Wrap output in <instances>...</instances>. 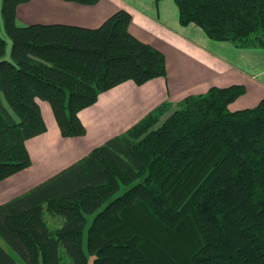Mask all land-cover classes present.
Here are the masks:
<instances>
[{
    "label": "trees",
    "instance_id": "obj_1",
    "mask_svg": "<svg viewBox=\"0 0 264 264\" xmlns=\"http://www.w3.org/2000/svg\"><path fill=\"white\" fill-rule=\"evenodd\" d=\"M172 1L181 26L264 49V0ZM29 2L2 5L12 50L8 58L0 36V183L33 165L27 143L48 131L39 101L62 137L80 138V113L102 94L168 76L165 54L131 33L128 10L98 28L19 27L17 9ZM245 94L240 85L212 87L173 110L164 103L0 204V264H19L9 249L25 264H89L90 256L93 264H264V100L232 110Z\"/></svg>",
    "mask_w": 264,
    "mask_h": 264
},
{
    "label": "crops",
    "instance_id": "obj_2",
    "mask_svg": "<svg viewBox=\"0 0 264 264\" xmlns=\"http://www.w3.org/2000/svg\"><path fill=\"white\" fill-rule=\"evenodd\" d=\"M136 1L138 9L130 12L133 17L130 31L165 54L168 76L141 87L127 82L102 94L96 105L80 113L87 129L82 138L62 137L49 104L39 101L48 131L27 143L32 167L0 183V204L27 192L43 182L44 176L46 179L53 176L108 139L124 133L164 103L173 105V110L190 95L233 85L244 86L246 94L231 106L232 110L253 108L264 100V49H238L229 42L210 40L195 25L181 26L172 0L159 5L155 0ZM120 9L119 0H100L96 6L30 0L18 7L16 23L19 27L65 24L98 28ZM152 32L162 39H151ZM49 135L51 138L45 139ZM41 139L44 142L36 146V140ZM35 147L38 158L43 160L39 169H35Z\"/></svg>",
    "mask_w": 264,
    "mask_h": 264
},
{
    "label": "rangeland",
    "instance_id": "obj_3",
    "mask_svg": "<svg viewBox=\"0 0 264 264\" xmlns=\"http://www.w3.org/2000/svg\"><path fill=\"white\" fill-rule=\"evenodd\" d=\"M136 3H137L136 0H119L120 8L126 9L129 12H133L134 9H138V7H136ZM2 5H3V0L0 1V36L7 42V50H8V58H9L10 54H11V50H12V41H11L10 37L8 36L6 29H5V26H4V20H3V15H2ZM150 35L152 37V38L150 37L151 39H155V38L162 39V37H159V35L153 34V32ZM46 116L47 117H45V118H46V120H48L49 117H48V115H46ZM48 138L50 139L51 135L47 136L45 139H48ZM80 138H82V137H80ZM45 139L36 140V142H35L36 146L42 144ZM33 147H34V144H33ZM33 156L35 158V169H39L43 164V160L38 158V155L36 153V147L34 149V155ZM42 179L44 181V180H46V177L44 176V178H42ZM126 189H127V187H123L119 194L124 193ZM94 217H95V214L89 215L87 217L88 223H87V227L85 230V239H84V248H85L86 252H88V248H87L88 228L91 226ZM48 219H49V222L52 226H57L58 224H60V222H58V220H56L54 218L50 217ZM9 251L15 257V259L17 260V262L19 264H25L13 251H11L10 249H9ZM89 264H93V257L92 256L89 257Z\"/></svg>",
    "mask_w": 264,
    "mask_h": 264
}]
</instances>
